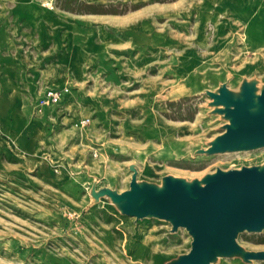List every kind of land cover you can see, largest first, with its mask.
<instances>
[{"label": "rangeland", "instance_id": "1", "mask_svg": "<svg viewBox=\"0 0 264 264\" xmlns=\"http://www.w3.org/2000/svg\"><path fill=\"white\" fill-rule=\"evenodd\" d=\"M228 61L229 87L245 71L264 77V0H0V264H163L187 253L189 235L168 223L133 224L101 204L82 215L89 183L68 164L99 187L113 178L118 192L143 162L149 181L257 165L264 150L192 157L216 135L201 90L226 80ZM236 242L262 251L264 232Z\"/></svg>", "mask_w": 264, "mask_h": 264}, {"label": "water", "instance_id": "2", "mask_svg": "<svg viewBox=\"0 0 264 264\" xmlns=\"http://www.w3.org/2000/svg\"><path fill=\"white\" fill-rule=\"evenodd\" d=\"M231 64L224 66L225 81L216 79L212 90H201V96L209 99L202 108L203 119L214 120L217 127L210 141L197 145L193 158L264 150V77L245 71L229 87ZM68 170L76 182L89 183L90 203L82 215L101 204L133 217V224L155 219L168 223L173 236L184 229L190 237L189 251L163 264H220L226 258L243 264L264 262V250L247 251L236 242L241 233L264 232V156L254 166L216 168L192 179L166 173L158 181H149L144 162L130 165L123 192L117 191L113 178L99 187L101 178L86 167L74 169L68 164Z\"/></svg>", "mask_w": 264, "mask_h": 264}, {"label": "built area", "instance_id": "3", "mask_svg": "<svg viewBox=\"0 0 264 264\" xmlns=\"http://www.w3.org/2000/svg\"><path fill=\"white\" fill-rule=\"evenodd\" d=\"M47 96L52 104H56L60 98V94H58L56 91H49ZM87 122L88 120L84 121V123H87Z\"/></svg>", "mask_w": 264, "mask_h": 264}, {"label": "bare ground", "instance_id": "4", "mask_svg": "<svg viewBox=\"0 0 264 264\" xmlns=\"http://www.w3.org/2000/svg\"><path fill=\"white\" fill-rule=\"evenodd\" d=\"M246 26V25H245ZM252 28V27H251ZM247 38V37H246Z\"/></svg>", "mask_w": 264, "mask_h": 264}]
</instances>
